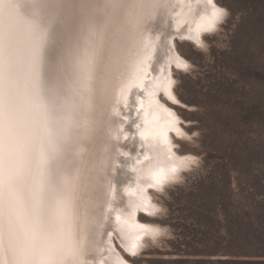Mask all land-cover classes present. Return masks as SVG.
<instances>
[{
    "label": "bare ground",
    "instance_id": "obj_1",
    "mask_svg": "<svg viewBox=\"0 0 264 264\" xmlns=\"http://www.w3.org/2000/svg\"><path fill=\"white\" fill-rule=\"evenodd\" d=\"M185 1L193 13L198 10L196 0ZM171 2L95 0L71 64L62 65L44 103L39 89L27 83L30 47L65 2L42 0L34 23L22 16L23 0H0V264H103L101 227H106L116 183L119 187L128 179L120 173L127 149L122 127L117 128L123 95L112 71L124 61L122 81L132 78L134 58L127 62L124 48L130 40L126 36L123 46L121 38L157 27ZM43 125L51 134L52 155L35 161L34 136ZM140 213L137 220L150 224L140 220Z\"/></svg>",
    "mask_w": 264,
    "mask_h": 264
},
{
    "label": "rangeland",
    "instance_id": "obj_2",
    "mask_svg": "<svg viewBox=\"0 0 264 264\" xmlns=\"http://www.w3.org/2000/svg\"><path fill=\"white\" fill-rule=\"evenodd\" d=\"M94 1L64 0L65 7L48 19L32 43L28 73L30 81L33 80L32 85L39 89L40 102L48 101L47 94L58 83L66 60L71 64L70 57L86 23L85 15L91 11ZM41 2L23 0L22 16L35 23ZM216 2L227 7L229 17L225 21L227 26L215 34L214 41H209L206 35L203 37L208 44L206 52H194V46L187 40L175 41L177 52L192 56L194 67L199 69V75L196 72L191 76L176 73L174 69L173 75L177 80L174 88L177 99L189 107L198 108L194 118L200 125V138L195 141L200 149V164L181 173V182L166 189V198L149 191L153 203H157L163 213L156 217L140 213V220L166 230L165 236L155 244L145 239L150 246L147 255L156 261L209 264L229 258L230 250H241L240 241L231 246L232 232H236V238L242 236L247 213L264 197V0ZM161 21L158 20V26ZM158 26L146 29L145 34L127 32L121 38L123 46L126 36L130 40L129 49L124 47L128 51L127 62L134 58L132 78L126 82L122 81L124 61H120L118 69L112 71V79L123 97L138 66L149 53ZM122 53L123 49L120 50ZM33 98L36 99V94ZM160 98L182 117L192 115L163 96ZM122 102L123 99L117 103V118L121 120L117 128L122 127ZM101 112L103 118L104 113ZM73 119L76 121L78 116ZM81 131L78 130L79 136L83 134ZM49 136L51 134L45 125L35 132V161L43 160L45 156L51 158ZM74 137L79 140L76 134ZM172 139L184 146L174 136ZM120 149V146H115L116 151ZM101 228L103 233L105 226ZM140 264L145 262L140 261Z\"/></svg>",
    "mask_w": 264,
    "mask_h": 264
},
{
    "label": "snow or ice",
    "instance_id": "obj_3",
    "mask_svg": "<svg viewBox=\"0 0 264 264\" xmlns=\"http://www.w3.org/2000/svg\"><path fill=\"white\" fill-rule=\"evenodd\" d=\"M195 7L198 10L193 13V5L185 0H172L167 6V14L154 33L149 53L124 93L121 139L127 150L121 153L120 173L128 179L119 187L116 183L112 193L105 221L103 264H140V261L174 264L148 257L150 246L145 239L155 244L165 236L166 230L159 225L140 223L137 215L142 212L146 216H160L163 209L153 203L149 191L166 198V189L181 182V173L200 164V149L195 144L200 138V125L194 118L198 108L182 103L173 91L177 85L173 69L189 76L193 72L199 75V69L194 67L192 56L176 51L175 41L187 40L194 46V52L198 50L203 54L208 47L203 37L206 35L209 41H214L215 34L227 26L229 13L227 7L216 0H196ZM186 16L192 18L186 19ZM180 95L184 96L183 91ZM161 96L192 115L182 117L162 103ZM173 136L184 146L174 143ZM209 264L252 262L213 261Z\"/></svg>",
    "mask_w": 264,
    "mask_h": 264
},
{
    "label": "trees",
    "instance_id": "obj_4",
    "mask_svg": "<svg viewBox=\"0 0 264 264\" xmlns=\"http://www.w3.org/2000/svg\"><path fill=\"white\" fill-rule=\"evenodd\" d=\"M247 222L241 230L242 236L236 238V232H232L231 246L241 242V250H230V257L216 260L240 262L247 261L252 264H260L264 261V197L257 202L251 211L247 213Z\"/></svg>",
    "mask_w": 264,
    "mask_h": 264
},
{
    "label": "water",
    "instance_id": "obj_5",
    "mask_svg": "<svg viewBox=\"0 0 264 264\" xmlns=\"http://www.w3.org/2000/svg\"><path fill=\"white\" fill-rule=\"evenodd\" d=\"M9 0H7V2H8ZM1 21V20H0ZM0 24H1V22H0ZM4 46V45H3ZM26 77H27V83L29 82V83H31V85H32V83H33V80H31L30 81V79H29V75L27 74L26 75ZM25 79V78H24ZM28 91V90H27ZM13 94H14V96H15V98H16V94L13 92ZM16 102L18 103V100H17V98H16Z\"/></svg>",
    "mask_w": 264,
    "mask_h": 264
}]
</instances>
